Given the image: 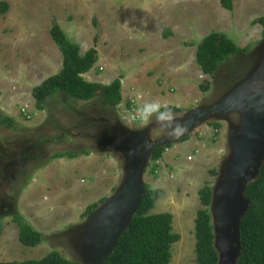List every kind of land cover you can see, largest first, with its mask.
Wrapping results in <instances>:
<instances>
[{"label":"rangeland","instance_id":"1","mask_svg":"<svg viewBox=\"0 0 264 264\" xmlns=\"http://www.w3.org/2000/svg\"><path fill=\"white\" fill-rule=\"evenodd\" d=\"M231 1L232 10L221 0H0L8 4L0 13V118L15 121L13 129L0 124V263L40 261L53 252L73 263H103L150 186L166 193L151 215H172L180 236L170 264H196L205 187L212 189L207 209L219 264H237L245 189L264 161V37L256 24L264 0ZM54 25L82 56L98 51L87 82L107 86L123 78L121 106L106 109L102 93L91 102L57 94L44 111L36 109L33 89L63 68ZM212 33L248 49L213 77L196 61L198 45ZM137 84L169 93L159 100L187 124L182 137L142 125L129 93ZM157 146L170 148L153 162ZM67 153L77 158H55ZM18 215L43 236L36 248L20 243Z\"/></svg>","mask_w":264,"mask_h":264},{"label":"trees","instance_id":"2","mask_svg":"<svg viewBox=\"0 0 264 264\" xmlns=\"http://www.w3.org/2000/svg\"><path fill=\"white\" fill-rule=\"evenodd\" d=\"M222 7L232 10L231 0H221ZM8 4L0 3V13L6 14ZM256 24L263 28L264 17ZM51 38L63 55V68L61 72L45 80L40 86L33 89L32 97L36 109L44 111L49 98L63 94L68 99L81 102L95 100L102 93L104 107L108 110L116 109L122 104V77L110 85L104 86L87 82L83 76L91 72L97 65L98 51L90 49L85 56L81 55V47L72 43L58 26L54 25L50 32ZM171 36L169 30L165 31L164 39ZM248 49H241L224 34L212 33L197 47L196 61L204 75L215 76L221 64L232 57L247 55ZM203 92L209 91V86L201 87ZM0 124L13 129L15 121L9 117H1ZM219 128V125H215ZM184 138L182 142H187ZM170 146H157L152 152L153 162L162 159L163 154ZM58 158L76 159L71 153L56 155ZM163 190H153L150 186L133 215L128 227L118 238L111 254L101 264H170L172 259V246L180 240V236L173 233L172 215L165 213L151 215L158 200L165 196ZM200 201L205 209L197 213L195 220V254L196 264H219V254L215 247V235L212 227V218L207 208L212 204V189L203 188ZM247 210L242 217L239 227L240 253L237 264H264V161L262 162L256 178L245 189ZM98 203L86 209V215L98 207ZM14 222L19 228L20 243L29 248H36L42 243L43 236L34 230L25 219L18 215ZM0 221V237L2 234ZM0 264H80L65 260L59 253L53 252L40 261H27L22 263Z\"/></svg>","mask_w":264,"mask_h":264},{"label":"clouds","instance_id":"3","mask_svg":"<svg viewBox=\"0 0 264 264\" xmlns=\"http://www.w3.org/2000/svg\"><path fill=\"white\" fill-rule=\"evenodd\" d=\"M138 115L142 125H155L163 130L171 140H178L188 131L187 124L181 123L178 119L179 114L159 99L143 103L138 109ZM151 147V137H149L145 141V148L150 149Z\"/></svg>","mask_w":264,"mask_h":264},{"label":"crops","instance_id":"4","mask_svg":"<svg viewBox=\"0 0 264 264\" xmlns=\"http://www.w3.org/2000/svg\"><path fill=\"white\" fill-rule=\"evenodd\" d=\"M46 67H51V65H49V64H47L46 65ZM84 77V76H83ZM115 81V80H114ZM113 81V82H114ZM112 83V82H111ZM110 83V84H111ZM110 84H107V85H110ZM135 85V84H134ZM133 85V86H134ZM125 83H124V81H123V79H122V99H123V101H122V103H124L125 102V99H124V88H125ZM140 86H144V85H140V84H137L136 86H135V88L134 87H132V88H130V94L137 100V102H138V104H137V106H141L143 103H145V102H149L150 101V99H152V98H154L153 100H156V99H161L162 98V96L161 95H165V94H167V95H169V93H165V94H161L160 96H158L157 95V91L155 90V88L154 89H150V90H153V91H148V90H142L141 88H139ZM138 87V88H137ZM182 89H184V88H182ZM151 93V94H150ZM152 95H155V97H153ZM181 100L179 99V100H177L176 102L177 103H179ZM180 104H181V102H180ZM122 105V104H121ZM120 105V106H121ZM176 108H178V109H180V107H176ZM184 143V142H183ZM172 152H173V154H174V152H175V149H172L171 150ZM177 151V150H176ZM159 162V161H158ZM189 162H192V161H189Z\"/></svg>","mask_w":264,"mask_h":264},{"label":"built area","instance_id":"5","mask_svg":"<svg viewBox=\"0 0 264 264\" xmlns=\"http://www.w3.org/2000/svg\"><path fill=\"white\" fill-rule=\"evenodd\" d=\"M134 112H136V111L134 110ZM129 124H132V121H129ZM188 161H193V158L192 157H189L188 158Z\"/></svg>","mask_w":264,"mask_h":264},{"label":"water","instance_id":"6","mask_svg":"<svg viewBox=\"0 0 264 264\" xmlns=\"http://www.w3.org/2000/svg\"><path fill=\"white\" fill-rule=\"evenodd\" d=\"M238 245H239V243H238ZM239 251H240V246H239Z\"/></svg>","mask_w":264,"mask_h":264}]
</instances>
